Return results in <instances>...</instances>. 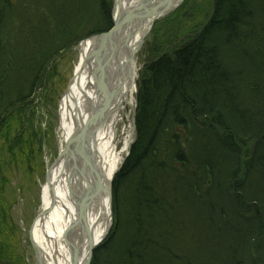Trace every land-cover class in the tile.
Masks as SVG:
<instances>
[{
  "label": "trees",
  "instance_id": "trees-1",
  "mask_svg": "<svg viewBox=\"0 0 264 264\" xmlns=\"http://www.w3.org/2000/svg\"><path fill=\"white\" fill-rule=\"evenodd\" d=\"M260 3L264 24V0H216L196 36L140 73L112 225L90 264H264ZM111 26L106 0H0V121L54 55Z\"/></svg>",
  "mask_w": 264,
  "mask_h": 264
},
{
  "label": "rangeland",
  "instance_id": "rangeland-1",
  "mask_svg": "<svg viewBox=\"0 0 264 264\" xmlns=\"http://www.w3.org/2000/svg\"><path fill=\"white\" fill-rule=\"evenodd\" d=\"M215 1L182 0L173 11L154 20L147 33H144L141 46L135 54L137 71L133 104L122 112V119L116 126L118 149L122 146L123 135H129L130 144L135 137L137 81L140 73L162 51L196 36L213 17ZM106 5L111 6L112 17L114 0H106ZM250 7L260 16L256 26L261 24L264 31L261 3L257 7ZM38 9L39 17L47 13L42 7ZM112 27L113 17L110 29ZM86 38L47 61L32 97L9 109L0 121V264H41L32 245L30 231L43 210L42 187L47 183V173L65 144L61 143L59 102L78 63V45ZM128 150L129 147L114 175L125 160ZM213 242L216 245L218 240L213 239ZM41 262L49 264L45 254L41 255Z\"/></svg>",
  "mask_w": 264,
  "mask_h": 264
},
{
  "label": "bare ground",
  "instance_id": "bare-ground-1",
  "mask_svg": "<svg viewBox=\"0 0 264 264\" xmlns=\"http://www.w3.org/2000/svg\"><path fill=\"white\" fill-rule=\"evenodd\" d=\"M141 0H123V7ZM148 21L135 22L121 29L113 39L112 51L103 62L108 95L103 117L89 137L86 162L79 167L71 186L85 203L81 222L78 206L65 185V168L72 161L70 139L77 127L97 108L102 107L103 96L93 73L95 59L88 60L93 51L92 40L79 45V59L73 77L59 102L62 156L49 170L48 180L42 187V212L33 223L32 238L46 255L49 264H71V246L78 250V264L89 251L87 232L93 245L105 236L111 222V180L130 145L129 135H123L122 146L117 148L116 126L122 112L133 104L137 62L135 54L147 30ZM128 131V130H127ZM70 142V144H69ZM69 146L64 147L66 144ZM69 149L66 152L65 149ZM67 169V170H68ZM79 220V222H77ZM73 225L69 236L64 231Z\"/></svg>",
  "mask_w": 264,
  "mask_h": 264
},
{
  "label": "water",
  "instance_id": "water-1",
  "mask_svg": "<svg viewBox=\"0 0 264 264\" xmlns=\"http://www.w3.org/2000/svg\"><path fill=\"white\" fill-rule=\"evenodd\" d=\"M181 2L182 0H141L138 3L129 5L128 7L124 8L123 0H114L115 5L112 11L113 27L107 32L95 34L88 38L92 40V44H93V51L91 52L92 54L90 55L88 60L91 58L95 59V66L93 73L95 74V79L97 81V87L99 88V92L103 96V104L102 107L95 110L85 120V122L80 127H77L73 132V135L70 139V142H72L71 154L73 155L72 156L73 158L70 163L69 169L68 167L65 168L66 171L64 173L65 185L67 187L70 197L74 199L77 203L79 220L81 222L84 220L83 210L85 203L75 193V191L71 186V183L73 179L76 177L79 167L86 162V150H87L89 137L94 131V128L97 126L98 121L103 117L104 114V108H105L106 97L108 95V92L104 79L105 70L103 67V62L112 51L113 39L121 29L131 27L135 22L144 21V20H147L149 22L147 26V30L145 32L147 33L154 20L173 11ZM141 43L142 40L140 41L139 47L141 46ZM69 144L67 143L66 147L69 146ZM63 150L64 149H61L57 160L62 156L64 152ZM65 151L69 152V149L67 148L65 149ZM48 174L49 172L47 173L46 176L47 180H48ZM79 220L77 222H79ZM73 228H74L73 225H70L66 228L63 235L65 239ZM84 230L85 232H87V237L89 240L88 243L89 251L83 262L80 264H90L92 251L97 244L93 245L89 231H87L85 227ZM30 238L32 245L36 253L38 254V259L42 264L41 250L40 247L33 242L32 230L30 231ZM71 253H72L71 264H78V250L75 247L71 246Z\"/></svg>",
  "mask_w": 264,
  "mask_h": 264
}]
</instances>
